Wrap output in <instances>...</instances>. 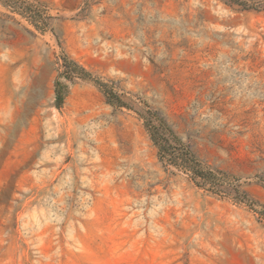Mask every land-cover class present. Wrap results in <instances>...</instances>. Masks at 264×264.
Here are the masks:
<instances>
[{
  "label": "rangeland",
  "instance_id": "374dc122",
  "mask_svg": "<svg viewBox=\"0 0 264 264\" xmlns=\"http://www.w3.org/2000/svg\"><path fill=\"white\" fill-rule=\"evenodd\" d=\"M21 1L0 0V264H264V0ZM148 109L211 179L160 159Z\"/></svg>",
  "mask_w": 264,
  "mask_h": 264
},
{
  "label": "trees",
  "instance_id": "16d2710c",
  "mask_svg": "<svg viewBox=\"0 0 264 264\" xmlns=\"http://www.w3.org/2000/svg\"><path fill=\"white\" fill-rule=\"evenodd\" d=\"M5 5L9 6L13 11H17L21 14L26 12L27 6L19 2V0H1ZM71 68H68L69 77L81 76L82 78L88 77L90 74L82 66L77 64L73 60H69ZM98 85L103 89L107 100L115 105H124L120 98L106 87L103 82H97ZM144 120V125L149 132L150 138L153 144L157 147V152L162 160L166 162L180 165L184 169L190 171L191 176L196 179L197 177L206 181L211 175V172L201 168L196 161L194 154L185 145L180 138L174 133L173 129L166 122V120L161 117L154 110H146L145 114H141Z\"/></svg>",
  "mask_w": 264,
  "mask_h": 264
}]
</instances>
